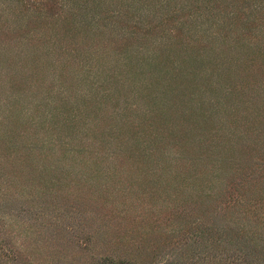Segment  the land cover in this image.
I'll return each mask as SVG.
<instances>
[{
	"label": "rangeland",
	"instance_id": "obj_1",
	"mask_svg": "<svg viewBox=\"0 0 264 264\" xmlns=\"http://www.w3.org/2000/svg\"><path fill=\"white\" fill-rule=\"evenodd\" d=\"M224 2L0 0V264H264V10L239 54Z\"/></svg>",
	"mask_w": 264,
	"mask_h": 264
},
{
	"label": "trees",
	"instance_id": "obj_2",
	"mask_svg": "<svg viewBox=\"0 0 264 264\" xmlns=\"http://www.w3.org/2000/svg\"><path fill=\"white\" fill-rule=\"evenodd\" d=\"M139 1L140 0H132L131 6H133V8H135V6H140V7H143V9H145V7L141 3H139ZM159 1H161L163 4V5L161 4L160 8L164 7L167 10H170L171 6L175 4L174 3L175 0H159ZM225 2H228L226 8L228 7L229 9H231L235 15L228 14L227 13L228 11H226V14L228 15L223 16L225 21H223V23L219 25L221 29H219L218 27L216 31H219L222 35H225L227 33L226 32V29H227L230 32L228 40L234 43V47H232L229 50L237 51L239 52V54L240 53L242 54L243 47L241 46L237 47V44L240 42V37L232 36V31L235 29L234 27H237L236 23H237V20L239 19L236 16V12L242 13L244 9H247L246 12H244V16H243L246 18V20H243L242 24H248L250 18L253 22V17L257 9H259L260 11L264 10V4H263L264 0H225ZM149 6H148L149 8L156 10V5H155V8L152 7L153 4H150ZM224 11L225 10H223V12ZM148 14L152 15V20L155 18H159L160 20L164 18L162 16L163 14L161 13H158L159 15H156V13L150 11ZM142 17H143V21L146 20V16H142ZM253 29L255 30V28H252V30ZM152 31H156V30H151L149 34H151ZM260 35H263V32H260ZM216 36L218 37H215L213 41L211 42L213 43V46L216 45L221 39V36L219 35H216ZM224 37L226 38V36ZM261 38L264 39V36H261ZM217 46L219 45H216L214 48H216ZM260 46H261L260 49L264 50V43H262V45ZM222 47L223 46L221 47L219 46V48H222ZM255 48H252L251 46H249L245 54H249V56H254ZM219 51L220 50H218L217 52ZM159 56H161L160 52L159 53L157 51L153 52L152 59L147 65L148 66L150 65V68H156L157 66L162 65L164 60L168 62L165 65V68H166L165 73L160 74V77L167 78V89L168 90H171L172 93L177 92V95H181L179 92H192L193 90L198 92V89H197L198 87H195V84H194V82H196L198 85L197 71L201 70L202 65L206 63L204 60H208V63H209V60H211V57L209 58V54H205L203 56L204 59H199L194 56H191V57L188 56L187 58H184L182 60L181 58H178V56L175 57V60H167V59L161 60ZM170 66H171V69L169 70ZM198 74H200V72H198ZM160 82L161 80H158L155 82V84L158 85L160 84ZM192 94H195V93L192 92Z\"/></svg>",
	"mask_w": 264,
	"mask_h": 264
}]
</instances>
